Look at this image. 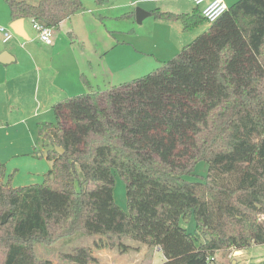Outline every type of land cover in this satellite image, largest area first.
Returning a JSON list of instances; mask_svg holds the SVG:
<instances>
[{"label": "trees", "instance_id": "16d2710c", "mask_svg": "<svg viewBox=\"0 0 264 264\" xmlns=\"http://www.w3.org/2000/svg\"><path fill=\"white\" fill-rule=\"evenodd\" d=\"M13 21L50 29L84 11L81 0H4ZM185 31L202 13L160 10ZM57 103L38 125L53 163L41 184L14 187L0 162V264H55L35 245L99 237L97 247L158 248L163 264H212L216 255L264 245V0H240L208 32L156 71ZM65 150L59 155L55 147ZM38 152V148L37 151ZM208 164L200 181L196 167ZM128 212L115 202L116 177ZM195 220L190 232L182 225ZM96 262L91 247L62 253Z\"/></svg>", "mask_w": 264, "mask_h": 264}, {"label": "crops", "instance_id": "0c3cea01", "mask_svg": "<svg viewBox=\"0 0 264 264\" xmlns=\"http://www.w3.org/2000/svg\"><path fill=\"white\" fill-rule=\"evenodd\" d=\"M224 1L231 7L240 0ZM81 2L84 11L53 29L51 45L40 39L31 19H24L25 39L14 34L5 42L1 28L11 29L14 21L5 1L0 4V162L7 177L13 175L14 187L41 184L52 169L38 125L56 122L57 103L88 93L85 80L96 90L142 78L211 28L203 23L185 31L180 21L153 16L156 10L176 15L202 11L188 0ZM137 10L148 14L141 23ZM228 259L230 264H264V245L232 251Z\"/></svg>", "mask_w": 264, "mask_h": 264}, {"label": "rangeland", "instance_id": "374dc122", "mask_svg": "<svg viewBox=\"0 0 264 264\" xmlns=\"http://www.w3.org/2000/svg\"><path fill=\"white\" fill-rule=\"evenodd\" d=\"M3 4V0H0ZM209 166L205 162H200L196 167V177L189 178L191 181H200L208 174ZM13 183V178H12ZM114 198L116 204L128 212L127 189L124 180L116 177ZM182 225L190 232H194L196 228L195 220L192 219L189 223L182 221ZM102 246V241L99 237H91L86 235H76L66 237L54 244L45 245L37 243L35 251L40 259L50 260L55 264H67L60 259L62 253H69L76 247H91L93 248V255L96 262L91 264H163L166 257L158 248H149L132 239H125L124 244L128 249L121 250L119 248L110 249L108 247H97L96 244ZM230 252L226 254H217L216 261L212 264H230L228 259Z\"/></svg>", "mask_w": 264, "mask_h": 264}, {"label": "built area", "instance_id": "2783aa9c", "mask_svg": "<svg viewBox=\"0 0 264 264\" xmlns=\"http://www.w3.org/2000/svg\"><path fill=\"white\" fill-rule=\"evenodd\" d=\"M190 3L202 8V16L207 23L213 24L218 21L228 10L229 6L224 0H188ZM34 29L38 32L40 39L48 45L53 43L52 31L40 23H33ZM1 32L4 34L5 42L10 41L14 37V33L11 29L1 28Z\"/></svg>", "mask_w": 264, "mask_h": 264}, {"label": "water", "instance_id": "95a60500", "mask_svg": "<svg viewBox=\"0 0 264 264\" xmlns=\"http://www.w3.org/2000/svg\"><path fill=\"white\" fill-rule=\"evenodd\" d=\"M147 14L141 10H137V21L138 23H141L143 21L144 15ZM148 15V14H147ZM12 31L14 34L21 38H26V33L24 30V19H19L13 22L11 26ZM55 150L58 152L59 155H63L65 153V150L61 147H55Z\"/></svg>", "mask_w": 264, "mask_h": 264}]
</instances>
